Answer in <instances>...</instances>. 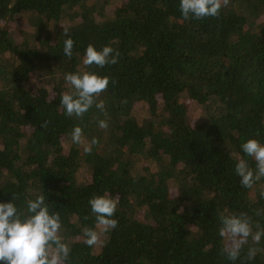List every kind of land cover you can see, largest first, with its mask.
<instances>
[{
	"label": "trees",
	"instance_id": "16d2710c",
	"mask_svg": "<svg viewBox=\"0 0 264 264\" xmlns=\"http://www.w3.org/2000/svg\"><path fill=\"white\" fill-rule=\"evenodd\" d=\"M0 264H264V0H0Z\"/></svg>",
	"mask_w": 264,
	"mask_h": 264
},
{
	"label": "rangeland",
	"instance_id": "374dc122",
	"mask_svg": "<svg viewBox=\"0 0 264 264\" xmlns=\"http://www.w3.org/2000/svg\"><path fill=\"white\" fill-rule=\"evenodd\" d=\"M27 25L25 22H21L19 28L21 30L27 29ZM18 31V27L16 29ZM46 81L45 76L36 74V76H33V82L36 84H43ZM201 114L200 107L197 103L193 102L191 107H190V112H189V117H199ZM90 176V171L88 167L85 164H82L78 171H77V178L79 181H86ZM105 227V224H98L96 226L95 232H94V237H93V246L94 249L97 251L100 248V240L102 238V231L103 228Z\"/></svg>",
	"mask_w": 264,
	"mask_h": 264
}]
</instances>
